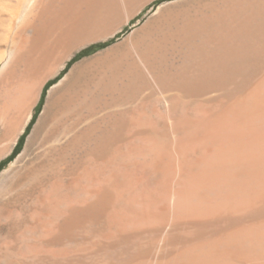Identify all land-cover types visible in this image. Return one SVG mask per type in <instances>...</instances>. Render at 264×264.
<instances>
[{
  "label": "bare ground",
  "instance_id": "bare-ground-1",
  "mask_svg": "<svg viewBox=\"0 0 264 264\" xmlns=\"http://www.w3.org/2000/svg\"><path fill=\"white\" fill-rule=\"evenodd\" d=\"M56 1L44 5L40 32L19 45L7 71L23 120L74 51L115 35L153 0H61L59 7ZM194 10L180 16L164 6L122 42L75 64L48 90L25 153L59 127L76 131L86 120L72 140L96 137L87 157L107 163L110 139L125 129L126 158L150 152V166L140 172L167 179L164 213L136 220L157 228L147 239L151 256L137 263L264 264V0H211ZM154 95L168 105L175 134L165 151L147 126L136 130ZM110 98L127 105L111 135ZM17 174L3 173L0 188L16 185ZM64 197L57 192L49 205L44 201L42 239L65 225Z\"/></svg>",
  "mask_w": 264,
  "mask_h": 264
},
{
  "label": "rangeland",
  "instance_id": "rangeland-1",
  "mask_svg": "<svg viewBox=\"0 0 264 264\" xmlns=\"http://www.w3.org/2000/svg\"><path fill=\"white\" fill-rule=\"evenodd\" d=\"M210 1L153 0L129 24L118 28L115 35L86 42V45L73 52L58 75L46 84L30 119L23 120L22 102L13 103L11 99L16 93V84L10 81L7 71L15 59L19 45L26 38L31 39L40 32V13L44 5H49L54 0H0V154L4 153L0 157V177L3 173L11 176L18 173V181L15 179L14 182L16 185L6 184L9 189L5 186L0 188V264H143L136 261L139 262L141 257V261L149 259L151 252L148 253V250H151L148 249L150 247L147 239L156 231L157 228L153 227L156 222L148 223L144 227H138L135 223L141 215L152 213L157 218L164 213L167 205L163 202L162 194L167 179L164 174H155L153 179H149L148 171L140 172L142 167L147 169L150 166V152L138 154L133 160L126 158L128 133L119 128L117 131H122L120 134L114 131L115 116L121 117L127 111L125 103L110 98V135L112 131L115 132L118 140L116 137L110 139L111 156L107 163L99 160L96 165L95 160L90 161L92 158L87 157H92L88 151L97 143L96 137L78 143L72 140L74 132L78 133V129L88 124L86 120L76 131L62 130L59 127L54 135H50L43 142H36L27 153L26 142L43 109L48 90L59 84L75 64L122 42L164 6H170L173 14L183 16L191 14L194 9ZM61 2L56 1L55 6L59 7ZM115 93L117 91L113 95ZM141 96L138 97L139 100ZM145 107L141 117L145 125L141 121L142 124L136 130L143 131L147 126L150 129L147 136L155 138L158 146L165 151V147L173 144L175 137L169 118V107L156 95L149 98ZM177 126L179 127L178 124ZM147 136L138 139L137 144L144 143ZM22 137L18 153L13 155ZM114 139L116 144H113ZM91 190L99 193L96 192L95 195ZM57 192H62L65 196V204L61 205L62 211L66 213L62 212L64 215L61 222L64 221L62 224L65 225L57 233L53 231L45 234L42 239L44 226L40 215ZM44 201H48L47 204ZM39 249L41 250L37 252ZM141 252L146 253L144 257ZM137 255H140L139 258Z\"/></svg>",
  "mask_w": 264,
  "mask_h": 264
},
{
  "label": "trees",
  "instance_id": "trees-1",
  "mask_svg": "<svg viewBox=\"0 0 264 264\" xmlns=\"http://www.w3.org/2000/svg\"><path fill=\"white\" fill-rule=\"evenodd\" d=\"M22 140H23V137L21 138L19 144L16 146V148H15V150H14V152H13V155H15L16 153H18V147L21 145Z\"/></svg>",
  "mask_w": 264,
  "mask_h": 264
}]
</instances>
